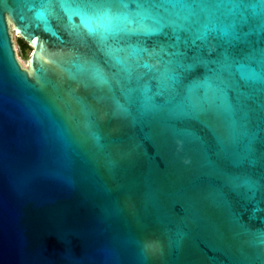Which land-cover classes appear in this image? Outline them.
<instances>
[{
  "label": "water",
  "instance_id": "water-1",
  "mask_svg": "<svg viewBox=\"0 0 264 264\" xmlns=\"http://www.w3.org/2000/svg\"><path fill=\"white\" fill-rule=\"evenodd\" d=\"M0 264H264V0H0Z\"/></svg>",
  "mask_w": 264,
  "mask_h": 264
},
{
  "label": "rangeland",
  "instance_id": "rangeland-1",
  "mask_svg": "<svg viewBox=\"0 0 264 264\" xmlns=\"http://www.w3.org/2000/svg\"><path fill=\"white\" fill-rule=\"evenodd\" d=\"M9 32L11 34V39H12V43H13V47L15 50V55L17 57V59L19 60V62L21 63V65L23 67H28V55L31 49H29L25 54L21 53L20 47L17 43V34L13 28V25L11 23H9Z\"/></svg>",
  "mask_w": 264,
  "mask_h": 264
},
{
  "label": "trees",
  "instance_id": "trees-1",
  "mask_svg": "<svg viewBox=\"0 0 264 264\" xmlns=\"http://www.w3.org/2000/svg\"><path fill=\"white\" fill-rule=\"evenodd\" d=\"M16 40H17V43H18V45L20 47V50H21L22 54H25L29 49H31V47L28 44V42H26L24 39H22V38L17 36Z\"/></svg>",
  "mask_w": 264,
  "mask_h": 264
}]
</instances>
